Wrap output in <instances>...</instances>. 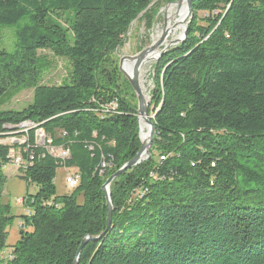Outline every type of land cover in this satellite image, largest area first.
I'll return each mask as SVG.
<instances>
[{"label":"trees","instance_id":"obj_1","mask_svg":"<svg viewBox=\"0 0 264 264\" xmlns=\"http://www.w3.org/2000/svg\"><path fill=\"white\" fill-rule=\"evenodd\" d=\"M152 1L0 0V97L34 90L23 111H0V264H74L86 238L78 264H264V0L194 1L185 41L153 65L151 157L112 183L107 228L102 188L142 146L113 55ZM39 51L70 61L69 82L42 83ZM17 157L36 194L8 246L4 168ZM59 169L80 176L69 195Z\"/></svg>","mask_w":264,"mask_h":264},{"label":"rangeland","instance_id":"obj_2","mask_svg":"<svg viewBox=\"0 0 264 264\" xmlns=\"http://www.w3.org/2000/svg\"><path fill=\"white\" fill-rule=\"evenodd\" d=\"M177 1L179 0H153L152 5L148 8V10L141 14L133 22L127 34L121 38V43L113 55V58L118 64V68L120 67L121 59L126 57H136L141 52L155 44L153 43L152 38L154 31L158 25H161L162 28L165 27L163 10ZM38 55L42 57L47 64H49L48 69L43 75V84L60 85L64 82H69V74L72 71L70 61L67 62V60L57 58L50 51H39ZM153 65L154 62L145 65L143 67V74L140 75L139 79L141 87L144 86L145 88V94H143L147 100H150V92L153 89L151 79L153 74ZM33 96V89L22 91L11 90L6 95L0 97V111H23L31 104ZM134 99L137 101H135V104H137L138 107L137 97L135 96ZM150 114L152 115L151 110ZM68 172L74 173L73 170L66 169H59L57 171L55 185L59 195H69L72 192L66 185V175ZM4 174L6 182L3 192V202L11 205L12 215L16 217L8 229L7 245L13 246L19 240L20 223L22 221V217L26 216L27 212V208L24 205H20L19 200L24 199L27 196L35 195L36 188L34 185L28 184L23 179V174L13 165H7L4 168ZM81 199L82 198H79V201Z\"/></svg>","mask_w":264,"mask_h":264},{"label":"water","instance_id":"obj_3","mask_svg":"<svg viewBox=\"0 0 264 264\" xmlns=\"http://www.w3.org/2000/svg\"><path fill=\"white\" fill-rule=\"evenodd\" d=\"M194 1L195 0H187V5H188V9H189V20L188 21H191V19L193 17L192 5H193ZM186 37H187V27H186V30L184 33V37L181 40L176 41V42H172L169 45H165V41H166V35H165L157 43L153 44L150 48L141 52L138 56L126 57V58L121 59V61H120V67H119L120 71L124 75V77L127 79V81L129 82V84L132 87V89L135 93V96L137 97V100H138V122H139V125L141 124V121L144 120L146 126L149 129V138L145 142H143V140H142L141 149L139 150L136 157L133 160H131L130 162H128L125 166H123L116 174L111 176L102 188L103 192L106 195L108 210H109V219H108V227H107L108 229H110V227H111L112 215H113V205H112V201H111L110 187H111L112 183L114 182V180L117 179L119 176L125 174L128 170L140 165L142 162H144L145 160H147L151 157V148L153 146L154 137H155V133H156L155 125L153 123V120H154L156 114L153 116L150 114V100H147V98L143 94V90H142L140 80H139L140 79L139 70L142 67V65L144 64L147 57H149V55L158 53L157 57L152 59V62H154V63L158 62L159 59L169 49L176 47L179 44H181L182 42H184ZM129 62H133L135 64V69H134L132 75L127 74L125 72V69H124L125 65ZM139 134L141 137V134H142L141 126H140V133ZM101 237L102 236L94 239L93 241H99L101 239ZM89 241H91L90 238H86L82 242L81 247H80L78 254H77V259H76L74 264H78L81 252Z\"/></svg>","mask_w":264,"mask_h":264},{"label":"bare ground","instance_id":"obj_4","mask_svg":"<svg viewBox=\"0 0 264 264\" xmlns=\"http://www.w3.org/2000/svg\"><path fill=\"white\" fill-rule=\"evenodd\" d=\"M163 15L165 18V27H161V25H158L156 30L154 31V34L152 36L153 43H157L163 36L166 35V41L165 45H169L172 42H176L181 40L184 37V33L187 27V23L189 20V9L187 5V0H179L175 2L174 4L168 6L166 9L163 10ZM157 54H152L147 57L144 64L139 70V74H143V67L147 64H150L152 62V59L157 57ZM125 72L129 75L133 74V71L135 69V64L127 63L124 67ZM143 93L145 94V88L142 86ZM140 126H141V143L147 141L149 138V129L146 126L144 120L141 121V124L139 125V133H140ZM148 160V159H147ZM146 161V160H145Z\"/></svg>","mask_w":264,"mask_h":264},{"label":"built area","instance_id":"obj_5","mask_svg":"<svg viewBox=\"0 0 264 264\" xmlns=\"http://www.w3.org/2000/svg\"><path fill=\"white\" fill-rule=\"evenodd\" d=\"M105 109L106 110H104L102 114H114L117 111V104L111 103V104L107 105V107ZM17 128L20 129L22 132L27 133L29 130L35 128V125L31 124L30 122H27V123L21 124ZM36 137H37V144L38 145H40V146L46 145L47 141H46L45 134H44L43 130H40V129L36 130ZM13 142H15V140L8 141V143H10V144ZM48 150L50 151L51 154L58 156L62 159L69 157L68 151H64L61 149H55V148H48ZM21 164H22L21 158L17 157L15 159L13 166H15L16 168H19V167H21ZM79 181H80V176L75 171H74V173L68 172V174L66 175V185L68 186V188L70 190H74L75 188H77L79 185ZM19 204L23 205L24 200L20 199ZM24 226H25L24 223L21 222L20 228H24Z\"/></svg>","mask_w":264,"mask_h":264}]
</instances>
